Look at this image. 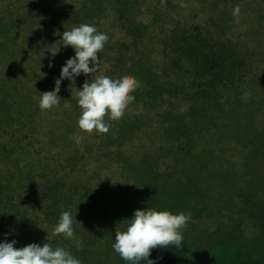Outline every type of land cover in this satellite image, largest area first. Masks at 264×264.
Returning a JSON list of instances; mask_svg holds the SVG:
<instances>
[{
	"label": "rangeland",
	"instance_id": "rangeland-1",
	"mask_svg": "<svg viewBox=\"0 0 264 264\" xmlns=\"http://www.w3.org/2000/svg\"><path fill=\"white\" fill-rule=\"evenodd\" d=\"M135 1L136 24L154 31L155 37L149 43L147 41L143 50L156 66L166 61L161 39L169 35L172 28L186 22L205 24L218 17L221 10L231 8L233 3L241 7V12L238 22L234 18L226 38L254 53L255 64L264 66V0ZM114 6V0H103V11L97 9L98 0H0V39L5 38L2 33L14 34L9 36L15 38L13 46L29 54L28 72L23 79L30 81L41 68L31 61L37 57L34 48L39 38L35 40L34 36L55 30L58 40L52 43V49L59 47L64 30H71L83 22L65 20L63 15L76 11L85 19L86 14H91L84 23L109 36L103 51L98 54L99 72L89 76L94 79L99 74L107 75L120 46L134 38L119 26ZM257 28L261 31L254 32ZM50 50H47V57L54 61L53 67L62 68L75 55L70 46L60 47L59 52L70 53L62 59L57 56L59 52L53 56ZM2 64L0 90L9 85L4 86L6 71ZM52 66L45 65L43 70L52 69ZM83 77L88 76L81 73L74 77L78 81L72 90L75 97L76 89L79 90L86 80ZM138 79L136 77L140 84ZM31 96L28 97L35 99ZM163 104L160 111L171 106ZM55 108L40 109L36 117L42 128L37 135L41 141L35 143L41 153L35 154V158L41 157L51 167L66 166L60 174L67 178L71 188H77L70 204L76 239L66 240L63 236L51 239L58 240L59 247L70 252L81 264H128L112 248L115 230H124L125 220L131 219L136 210L145 208L191 214V220L182 232L183 241L189 243L195 253L226 258L237 253L264 257V224L251 215V211L257 212V201L264 200V91H254L213 120L208 113L204 114L195 123L202 131L197 127L195 131L192 126L193 132L198 133L197 138L182 147L165 141L178 124H170L169 130H163L155 126L158 119L154 124V121L142 118L135 126L136 133L120 143L111 140L110 136L119 120L111 121L106 117L111 124L110 132L86 134L78 129L77 113L64 116L62 107ZM143 111L141 105L133 102L125 115ZM65 123L71 125L70 131L66 130ZM209 125H219L218 130L214 127L206 130ZM51 131L55 134L52 141L48 134ZM77 148L83 156L72 164L69 156ZM70 164L75 167L70 168ZM10 177L18 184L25 183L17 175Z\"/></svg>",
	"mask_w": 264,
	"mask_h": 264
},
{
	"label": "trees",
	"instance_id": "trees-1",
	"mask_svg": "<svg viewBox=\"0 0 264 264\" xmlns=\"http://www.w3.org/2000/svg\"><path fill=\"white\" fill-rule=\"evenodd\" d=\"M114 1L119 26L134 38L120 46L112 69L107 75L114 78L126 74L135 79L139 77L141 82L132 95L135 97L134 104L141 105L144 111L135 115H124L116 122V130H109L111 140L122 143L130 138L136 133L135 126L142 122V118L154 121V124L158 119V125L155 126L163 130H167L170 124H178L174 133L168 135L170 138L167 137L165 141L169 145L175 146L178 143L176 146L182 147L188 145L194 137L197 138L198 133L193 132L192 126H195V131L196 127L200 128L195 123H198L204 114L208 113L209 118L213 120L254 91H264V66L255 64L254 53L241 49L239 44L226 38L234 23L232 10L237 4L233 3L231 8L221 10L218 17L205 24H177L169 35L161 39L166 61L156 66L143 50L147 41L149 43V40L155 37L154 31L148 29V26L136 24L133 14V3L136 1ZM98 2L97 9L101 11L103 0ZM80 16L81 14L73 11L65 13L63 18L80 20L82 23L90 18L86 16L83 19ZM156 17L159 21L160 15L157 14ZM259 31L261 30L258 28L254 30ZM1 36L5 38L0 39V45L6 48L0 46V64L3 63L6 73L11 74L4 73V86L9 85L0 90V243L16 241L15 247L22 248L32 243L43 246L47 242L54 248L59 247L58 240L49 239L50 231L52 225L58 223L60 214L71 210L70 204L77 188H71L73 186L68 184L67 178L60 174L66 166L51 167L45 164L41 157L35 158V154L41 153L35 147V143L41 141L37 135L42 127L36 120L40 114V95L45 91L54 90L55 81L60 78L61 68L53 67L54 61L47 57V50L52 49V43L58 40V34L55 30H50L49 34L34 36L35 40L39 38L34 48V55L37 57H33L31 61L41 68L30 81L23 79L28 72L29 54L13 46L15 38L9 36L14 34L2 33ZM59 44H62V40ZM67 54L70 53L61 51L57 56L62 59L64 56L66 58ZM45 65L53 66L52 69L43 70ZM29 69L32 70L31 65ZM83 79L90 80V77ZM77 82L74 78H66L61 82L58 95L64 116L71 117L73 113L80 115L77 98L72 93ZM30 94L36 101L28 97ZM65 101L71 108L64 107ZM163 102L171 106L160 111ZM66 125V130L70 131L71 125ZM218 126L209 125L206 130H209V127L218 130ZM199 130L202 131L201 128ZM48 134L52 141L54 131ZM82 156V151L77 148L68 158L75 164ZM72 164L70 168L75 167ZM14 174L25 183L15 182L10 177H15ZM257 202V212L255 214V211H251V215L264 224V200ZM193 252L189 243L183 241L180 248L170 246L153 249L149 259L155 261V264H264V257L254 254L237 253L226 258ZM141 264H146V261H141Z\"/></svg>",
	"mask_w": 264,
	"mask_h": 264
},
{
	"label": "clouds",
	"instance_id": "clouds-1",
	"mask_svg": "<svg viewBox=\"0 0 264 264\" xmlns=\"http://www.w3.org/2000/svg\"><path fill=\"white\" fill-rule=\"evenodd\" d=\"M240 12L239 5L232 10L236 22ZM61 40L62 44L49 52L55 56L61 46H70L75 55L61 68L60 78L55 81L54 90L41 93L38 106L42 111L60 105L61 98L58 93L62 80H72L81 73L92 77L94 73L99 72L101 61L98 54L103 51L109 36L99 32L95 26L83 23L71 30H64ZM138 87L139 82L127 74L118 78L99 74L94 79L85 80L82 87L75 92L80 108L77 120L79 131L86 134L94 131L99 134L108 133L111 124L105 118L111 121L122 119L129 105L135 101L132 93ZM64 107L71 108V105L65 101ZM190 220L191 214L184 212L172 214L167 210L138 209L131 219L125 220L124 230H115L112 248L128 264H141V261L155 264V261L149 259L151 251L170 246L180 248L184 239L182 230ZM73 223L71 212L63 211L49 239L62 235L66 240H75ZM15 244L16 241L0 243V264H81L79 259L63 247L54 248L47 242L43 246L32 243L22 248L15 247Z\"/></svg>",
	"mask_w": 264,
	"mask_h": 264
}]
</instances>
